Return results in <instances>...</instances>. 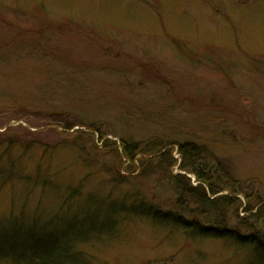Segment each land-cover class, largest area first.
<instances>
[{
  "label": "rangeland",
  "instance_id": "rangeland-1",
  "mask_svg": "<svg viewBox=\"0 0 264 264\" xmlns=\"http://www.w3.org/2000/svg\"><path fill=\"white\" fill-rule=\"evenodd\" d=\"M185 143L241 184L240 218L264 210V0H0V244L7 226L58 215L63 242L69 225L109 221L78 264H264L252 247L109 213L211 226L175 204L171 176L197 185L178 169Z\"/></svg>",
  "mask_w": 264,
  "mask_h": 264
},
{
  "label": "trees",
  "instance_id": "trees-1",
  "mask_svg": "<svg viewBox=\"0 0 264 264\" xmlns=\"http://www.w3.org/2000/svg\"><path fill=\"white\" fill-rule=\"evenodd\" d=\"M150 147L149 145L144 146L141 152H146L144 150L150 149ZM177 147L176 154L183 162L178 169L185 174L193 175L197 185L191 186L189 180L181 175L171 176L175 193L178 195L175 204L181 209L182 202L193 204L201 216L208 215L212 219L211 226L200 225L195 218L189 221L171 212L163 213L150 208L142 210L143 205H131L123 208V205L119 204L120 209L111 206L109 213L111 212L112 217H115L114 214L117 212L119 214L123 209L132 214L152 216L154 218L152 220L162 222L166 226H181L187 235L194 234L209 239L229 240L240 247H252L264 258V210L261 212L258 210L248 217L240 218L239 209L243 198L238 193L242 192L240 190L242 186L231 177L229 168L221 161L211 160L212 164H205L202 159H204L206 151L202 146L185 143L179 144ZM126 148L128 149V147ZM126 148L124 147L125 152L127 151ZM133 154H137V151ZM189 159L193 160V168L191 169ZM182 179L187 180L186 185ZM223 193L224 195H219ZM245 203L242 208L243 215L253 212L258 205L256 197H253L252 206H250V200ZM229 213H232L235 216L233 217L238 220L240 228L248 231V235H240L237 229H231L228 226L227 217ZM93 214L95 213L88 212L87 215L81 217L80 221L85 223ZM250 218L254 220L252 226L248 224ZM108 222L103 224H100L98 220L96 223L94 221L87 222V226L83 225L82 229L77 225H69L67 230L70 233L67 235L66 242L60 238L62 224H60L58 215L53 216L50 222L42 226H39L37 222H33L30 226L23 223L19 224L20 222L9 225L2 231L7 241L0 244V264H78V258H83L77 251L78 245L88 241L93 236L109 233L110 229L105 230L110 228L109 226L105 227ZM71 234H73V239ZM11 237L23 238L25 241L11 243L8 241Z\"/></svg>",
  "mask_w": 264,
  "mask_h": 264
}]
</instances>
